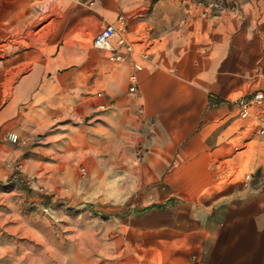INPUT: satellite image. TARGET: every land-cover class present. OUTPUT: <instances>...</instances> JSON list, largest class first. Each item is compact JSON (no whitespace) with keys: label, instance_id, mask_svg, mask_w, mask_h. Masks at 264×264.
I'll return each mask as SVG.
<instances>
[{"label":"crops","instance_id":"1","mask_svg":"<svg viewBox=\"0 0 264 264\" xmlns=\"http://www.w3.org/2000/svg\"><path fill=\"white\" fill-rule=\"evenodd\" d=\"M13 1L53 13L0 107V133H43L40 175L100 151L134 161L140 145L126 175L143 189L125 219L140 249L125 264H264V134L233 102L264 91V0ZM120 15L133 52L116 61L92 38ZM9 151L0 144V164Z\"/></svg>","mask_w":264,"mask_h":264},{"label":"rangeland","instance_id":"2","mask_svg":"<svg viewBox=\"0 0 264 264\" xmlns=\"http://www.w3.org/2000/svg\"><path fill=\"white\" fill-rule=\"evenodd\" d=\"M189 1L211 3L212 8L227 3ZM16 3L0 0V107L9 102L15 80L30 68L15 64L22 55L38 53L36 47L48 36L45 24L53 16L39 1L18 8ZM42 134L23 138L0 133V144L18 153L0 164V264H125L124 255L140 249L135 246V225L125 219L132 205L139 204L143 189L134 176L126 175L134 174L142 147L134 148L130 162L105 160L102 151L93 161H69L72 171L56 178L40 175L33 160L42 159Z\"/></svg>","mask_w":264,"mask_h":264},{"label":"built area","instance_id":"3","mask_svg":"<svg viewBox=\"0 0 264 264\" xmlns=\"http://www.w3.org/2000/svg\"><path fill=\"white\" fill-rule=\"evenodd\" d=\"M126 22L124 15L118 16V23L105 24L92 38V45L95 48L107 50L112 53V59L120 61L133 52V43L127 39L121 30ZM146 57V54H143ZM133 71L129 76L130 91H135L137 72L142 68L134 63ZM238 108V114L242 118H250L255 122L257 131L264 134V91L258 90L248 96H241L233 101Z\"/></svg>","mask_w":264,"mask_h":264}]
</instances>
